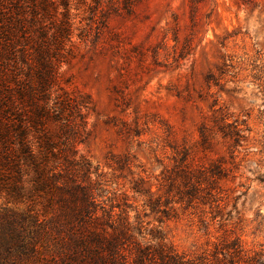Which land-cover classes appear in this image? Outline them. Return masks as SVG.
<instances>
[{"label": "rangeland", "instance_id": "obj_1", "mask_svg": "<svg viewBox=\"0 0 264 264\" xmlns=\"http://www.w3.org/2000/svg\"><path fill=\"white\" fill-rule=\"evenodd\" d=\"M252 1L71 2L56 65L83 105L79 154L103 173L101 201L125 204L155 250L264 264V0ZM185 155L226 168L191 206L176 179Z\"/></svg>", "mask_w": 264, "mask_h": 264}, {"label": "trees", "instance_id": "obj_2", "mask_svg": "<svg viewBox=\"0 0 264 264\" xmlns=\"http://www.w3.org/2000/svg\"><path fill=\"white\" fill-rule=\"evenodd\" d=\"M72 1L0 0V264H234L218 253L212 262L155 250L125 204L101 201L103 173L77 148L83 105L58 81L57 57L68 54L75 27ZM112 1L127 11L136 2ZM182 161L179 202L213 196L226 168Z\"/></svg>", "mask_w": 264, "mask_h": 264}]
</instances>
